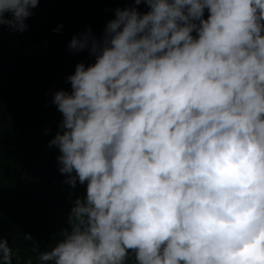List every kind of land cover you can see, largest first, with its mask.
Masks as SVG:
<instances>
[{"label":"clouds","instance_id":"9594fccd","mask_svg":"<svg viewBox=\"0 0 264 264\" xmlns=\"http://www.w3.org/2000/svg\"><path fill=\"white\" fill-rule=\"evenodd\" d=\"M131 2L69 41L95 60L53 94L49 144L86 191L39 264H264V0ZM38 3L0 0V28Z\"/></svg>","mask_w":264,"mask_h":264},{"label":"trees","instance_id":"16d2710c","mask_svg":"<svg viewBox=\"0 0 264 264\" xmlns=\"http://www.w3.org/2000/svg\"><path fill=\"white\" fill-rule=\"evenodd\" d=\"M132 6L131 0H39L26 30L0 28V235L13 250V264H39L40 252L68 227L74 200L85 195V184L65 182L59 149L49 144L62 120L53 94L71 91L67 76L78 62L95 60L87 49L69 50V41L88 29L102 38L115 9ZM34 48L40 51L28 52Z\"/></svg>","mask_w":264,"mask_h":264},{"label":"rangeland","instance_id":"374dc122","mask_svg":"<svg viewBox=\"0 0 264 264\" xmlns=\"http://www.w3.org/2000/svg\"><path fill=\"white\" fill-rule=\"evenodd\" d=\"M39 51H40L39 48H34L33 50H30V51H28V52L38 53Z\"/></svg>","mask_w":264,"mask_h":264}]
</instances>
